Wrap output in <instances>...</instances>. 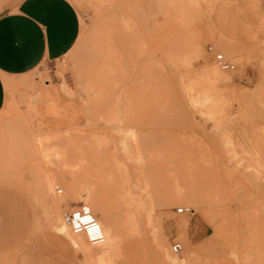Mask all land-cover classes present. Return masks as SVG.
Segmentation results:
<instances>
[{
    "label": "rangeland",
    "instance_id": "obj_1",
    "mask_svg": "<svg viewBox=\"0 0 264 264\" xmlns=\"http://www.w3.org/2000/svg\"><path fill=\"white\" fill-rule=\"evenodd\" d=\"M69 1L81 26L70 53L5 79L0 205L14 206L0 215L19 216L28 247L57 264H166L159 228L188 264H264V0H211L212 10L210 0H191L202 3V18L190 0ZM209 46L235 71H221ZM35 86L48 90L34 98ZM49 89L72 105L71 125L46 123L57 96ZM126 188L128 203L117 201ZM96 194L122 213L112 215L115 249L100 217L101 244L85 234L75 244L52 228L54 207L63 217ZM138 199L139 232L126 221ZM56 235L68 252L48 243Z\"/></svg>",
    "mask_w": 264,
    "mask_h": 264
},
{
    "label": "crops",
    "instance_id": "obj_2",
    "mask_svg": "<svg viewBox=\"0 0 264 264\" xmlns=\"http://www.w3.org/2000/svg\"><path fill=\"white\" fill-rule=\"evenodd\" d=\"M80 27L78 12L69 0H0V108L6 102L5 79L25 76L44 63L54 64L64 59L76 45ZM49 90L57 96L54 111L45 112L46 123L53 129L71 125L72 105L62 103L59 90ZM13 206L0 205L1 208ZM23 223L19 216L0 215V256H15L14 264H57L56 258L43 259L42 250L32 252L28 247L31 237L18 232L20 227L15 229V225ZM199 230L197 224L190 226L192 238ZM47 238L49 244L60 250L68 252L71 248L57 235Z\"/></svg>",
    "mask_w": 264,
    "mask_h": 264
},
{
    "label": "bare ground",
    "instance_id": "obj_3",
    "mask_svg": "<svg viewBox=\"0 0 264 264\" xmlns=\"http://www.w3.org/2000/svg\"><path fill=\"white\" fill-rule=\"evenodd\" d=\"M197 1H199V0H197ZM202 5V3L201 2H198L197 4L196 3H194V2H192L191 0H190V6L192 7V8H194L195 9V11L197 12V14H198V16L200 17V18H202V9H201V6ZM206 7H207V9L208 10H212V9H214V8H216L217 7V4L216 3H214L213 1H207V4H206ZM224 53H232V52H234V50L233 49H228V48H222L221 49ZM219 55L220 53L219 52H216L215 51V49L213 48V55ZM220 55H222V54H220ZM215 57V56H214ZM215 63L217 64V62L215 61ZM218 65V64H217ZM207 66H209L208 64H207ZM218 67H219V69L221 70V71H223L222 69H221V67L218 65ZM206 71L208 72V73H210V74H219L218 73V71L216 70V69H214L213 67L212 68H209V69H206ZM223 72H225V71H223ZM46 86L48 87V85L46 84ZM33 90L35 91V93H34V98L36 97V96H38V95H41L42 93H46V90H48L47 88H41V87H38V86H35L34 88H33ZM26 98V97H25ZM29 98V97H28ZM32 98V97H31ZM33 98V99H34ZM33 99L31 100V101H33ZM25 101L26 102H29L30 103V101H28V100H26L25 99ZM115 165H117V167H119V168H121V166H120V164L119 163H115ZM122 169V168H121ZM121 169H120V171H121ZM106 180V179H105ZM119 181H121L120 179H118ZM130 180V179H129ZM117 183V182H116ZM119 183V182H118ZM121 183H128V179H124V180H122L121 181ZM130 183H131V181H130ZM112 184H114L113 182H112ZM65 187V186H64ZM66 189V188H65ZM54 191V190H53ZM123 191L124 192H118V193H115L114 192V196H115V199L117 200V201H120L121 199H126L127 200V198H130V190H129V188H126V189H123ZM112 195V196H113ZM112 196H110L109 198H110V200H112V199H114V197H112ZM176 196V195H175ZM57 197H55V198H53L52 200L54 201L53 202V204L55 205L56 204V199ZM182 198V197H181ZM179 196H176V197H173V198H168L167 199V202H169V201H177V200H180L181 199ZM95 199H96V203L95 202H90L89 204H88V210L90 211V213H91V215L94 217V218H98V217H100V218H102V219H105V224H108V226H110V227H108V228H106V231L104 232L106 235H107V238H108V241H109V243H110V247L112 248V249H115V248H117L118 247V245L116 244V242H115V240H116V237L114 236V232H115V227L117 226V222H116V220H113L115 217L114 216H112V215H122V213H121V211L119 210L118 212H116V213H112L111 212V210H112V206L114 207V205H108V203L107 204H105V196H103L102 194H96L95 195ZM95 199L93 200V201H95ZM109 200V201H110ZM98 201V202H97ZM166 201V200H165ZM194 201H196V200H194V199H192V200H188L187 201V204H189V205H192L193 203H194ZM112 202V201H111ZM127 203H128V200L126 201ZM111 206V208H109ZM128 208H127V211H126V221H127V223H129V226H135L136 227V231L137 232H139L140 231V228L143 226L141 223L142 222H140V220L138 219V208L140 207V201H139V199H138V204H137V208H134V209H132V208H129L130 207V205L129 206H127ZM115 208H117V207H115ZM119 209V208H118ZM186 209H189V208H186ZM74 211V210H73ZM73 211H71V212H73ZM114 211V210H113ZM194 211V210H193ZM70 212V213H71ZM65 213H68V212H65ZM64 213V214H65ZM64 214H63V217H62V215H61V213L56 209V207H54V210L52 211V214H51V220H52V223H53V229L55 230V231H57V232H59V233H61L62 235H65L66 237H68V238H70V239H72L73 240V242L76 244V242H77V240H76V238H77V236L79 235V234H75L74 232H73V230H72V228L67 224V223H65V221H64ZM112 217H113V219H112ZM151 216L149 215V218H150ZM97 221V220H96ZM99 224V223H98ZM70 227V228H68V226ZM100 225V224H99ZM101 227V226H100ZM158 232V236H159V238H160V242L158 243V247H159V254H160V257L165 261V263L166 264H188V262H189V260H188V258H178V257H174L171 253H170V251H169V246H168V243H167V241H166V239H165V237H164V233H163V231H162V229L161 228H159V231H157ZM180 246L182 247V245L180 244ZM174 247H175V244L173 245V247H172V252H173V254L174 255H178V254H180L181 252H182V250H183V248H182V250L179 252V253H176L175 251H174Z\"/></svg>",
    "mask_w": 264,
    "mask_h": 264
},
{
    "label": "built area",
    "instance_id": "obj_4",
    "mask_svg": "<svg viewBox=\"0 0 264 264\" xmlns=\"http://www.w3.org/2000/svg\"><path fill=\"white\" fill-rule=\"evenodd\" d=\"M208 52L209 54H213V46L208 47ZM214 56V61L217 62V64L223 71H235L236 66L231 61L227 60L223 55L214 54ZM177 213L179 215H188L193 214L194 211H192L191 209L179 208L177 209ZM85 217H90V222H86ZM64 221L72 228L75 234H85L90 243L101 244V242L103 241V234L100 225L85 206L81 205L73 212L65 213ZM97 226L99 227V232H96L94 230ZM181 250L182 247L180 246V244H175L174 251L176 253H179Z\"/></svg>",
    "mask_w": 264,
    "mask_h": 264
},
{
    "label": "snow or ice",
    "instance_id": "obj_5",
    "mask_svg": "<svg viewBox=\"0 0 264 264\" xmlns=\"http://www.w3.org/2000/svg\"><path fill=\"white\" fill-rule=\"evenodd\" d=\"M85 221H86V222H90V217H85ZM94 230H95L96 232H99V227L97 226Z\"/></svg>",
    "mask_w": 264,
    "mask_h": 264
}]
</instances>
